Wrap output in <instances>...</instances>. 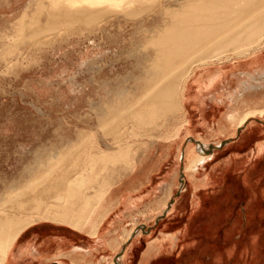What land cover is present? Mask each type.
<instances>
[{"label": "rangeland", "instance_id": "374dc122", "mask_svg": "<svg viewBox=\"0 0 264 264\" xmlns=\"http://www.w3.org/2000/svg\"><path fill=\"white\" fill-rule=\"evenodd\" d=\"M29 1L0 0L3 210L12 207V187H20L28 169L39 158H47L48 152L59 151L69 165V152L76 154L81 145L91 150L92 145H102L112 138L97 125L94 105L107 98L112 89L141 86V70L129 60L130 48L136 43L131 26L111 27L107 36L92 35L88 24H59L50 29L45 14L37 12L34 5L26 8ZM35 29L39 31L31 33ZM255 53H264V49ZM251 55L200 66L191 75L188 86H194L197 76L206 68L232 66ZM236 83L223 78L209 89L194 88L198 95L193 92L191 98L187 91L183 102L188 124L177 127L180 116H168L143 127L141 135L125 131L124 138L130 136L129 140L136 142L132 151L139 148L141 156L133 172L119 180L118 174L110 178L114 185L95 207L91 220L83 219L81 228L50 220L37 221L21 234L3 264H51L53 260L62 264H141L143 253L151 244L164 239L165 233L185 228L193 209L196 212L190 233L193 241L199 242L195 250L182 253L183 243L175 254L158 256L149 264H189L185 261L193 256H202L204 263H208L205 256L209 253L214 260L225 257L228 261L234 248L240 253L235 264H264V114L252 115L244 124L240 118L234 122L226 120L225 128L219 127L231 114V106L244 116L252 109H264V103L257 104L260 95H253L256 91L240 93L243 85L237 83L236 88ZM260 83L263 90L264 79ZM229 97H233V102ZM195 140L222 146L198 171L191 172L186 167L200 151ZM69 143L75 147H68ZM174 175L177 184L168 206L177 200L178 211L160 212L152 204L146 208L145 204L160 195ZM130 186L146 189L130 206H121L112 192L118 187L120 200ZM196 192L199 195H194ZM194 196L198 200L192 207ZM198 196L208 197L209 202L200 203ZM162 197L151 203L159 206ZM99 220V232L94 235ZM203 224L205 230L198 231L203 230ZM132 228L134 235L125 237L124 233ZM204 234L211 239L196 238ZM75 246L90 249L93 255L91 251L88 258L71 254ZM37 249V256L43 252L49 260L32 261L29 256ZM59 251L65 254L57 257Z\"/></svg>", "mask_w": 264, "mask_h": 264}, {"label": "bare ground", "instance_id": "6f19581e", "mask_svg": "<svg viewBox=\"0 0 264 264\" xmlns=\"http://www.w3.org/2000/svg\"><path fill=\"white\" fill-rule=\"evenodd\" d=\"M31 5L45 14L50 29L59 24H88L92 35L107 36L111 27L131 26L136 43L133 47L132 40L134 49L130 48L129 60L141 70V86L112 89L107 98L94 105L97 125L112 138L102 145H92L91 150L81 145L76 154L69 152V165L59 151L48 152L47 158H39L28 169L20 187H12V207L0 208V264L8 260L21 234L37 221L81 228L83 219L91 220L95 207L114 185L110 178L118 174L119 180L133 172L141 156L139 148L132 151L136 142L129 140L130 136L124 138L125 131L141 135L143 127L168 116H180L177 127L188 124L183 99L187 91L190 98L193 92L198 95L194 88L209 89L225 78L242 84L239 92L243 93L260 89L243 82V75L257 84L264 79V70L252 75V70L239 68L264 67V53H255L264 49V0H31L26 8ZM34 31L39 29L31 33ZM252 53L239 67L204 69L196 84L188 86L196 68ZM227 99L233 102V97ZM231 108L220 129L225 128L226 120L240 118L244 124L250 116L264 114L260 109L243 116ZM198 144L200 151L189 160L187 171H198L220 147L203 141ZM67 146L75 147L72 143ZM57 160L64 163H53ZM100 220L95 223L94 234L99 232ZM134 233L132 228L124 234L130 238ZM70 253L90 255L80 247Z\"/></svg>", "mask_w": 264, "mask_h": 264}, {"label": "crops", "instance_id": "0c3cea01", "mask_svg": "<svg viewBox=\"0 0 264 264\" xmlns=\"http://www.w3.org/2000/svg\"><path fill=\"white\" fill-rule=\"evenodd\" d=\"M246 60V59H245ZM245 60H242V61H240V62H237V65H238V67H239V64H242ZM241 66V65H240ZM239 68H241V70H252L253 72L251 73L252 75H259V74H261L262 72V70H264V67L262 66V65H250V67L248 66V67H246V65H242L241 67H239ZM248 75H243V82H248L249 81V79L247 78L246 79V77H247ZM230 81V80H229ZM250 85L251 84H256V85H260V84H262V83H256V82H254V81H250V83H249ZM263 85V84H262ZM241 86H242V84H241ZM238 87V85H237V83H236V88ZM242 88H244V87H242ZM253 95H255V96H259L258 98H256V102H257V104L259 103H264V89L262 90V89H260V90H258V91H256V93L255 94H253ZM259 108H263V107H259ZM259 108H257V109H255V110H258ZM252 110H254V109H252ZM246 125V124H245ZM263 145V144H262ZM261 148V147H260ZM259 152V151H258ZM170 178V177H169ZM173 180L171 181V182H169V183H166V184H170V185H168V186H166V184H165V189H164V191H165V196H164V191H162V193L160 194V195H158V196H156L154 199H151L147 204H145V207L147 208V207H150V206H148L149 204H152L151 206H154L155 207V209L157 210H159L160 212L161 211H163V212H166V213H170V212H173V213H175V212H177L178 211V207H179V203H178V201L177 200H174L173 201V203L170 205V206H168V204L170 203V199H171V196H172V193H173V191H175V188H176V184H177V180H176V175H174L173 176V178H172ZM194 183V182H193ZM201 184L203 183V180H202V182H200ZM195 185H196V187H198L199 186V184H198V182L196 181L195 183H194ZM136 188V189H135ZM138 188V189H137ZM146 189V186H141V187H135V186H130V188L127 190V191H123V195H122V197L120 198V200H119V197H118V194H119V192L117 191L118 190V187H115V191H113L112 192V194H115V195H117V200H118V202L121 204V206L122 205H127V206H130L129 204H131V203H133L134 202V199L135 198H137V197H139V195H141V192L143 191V190H145ZM194 195H199L197 192L194 194ZM162 196H164V197H162ZM160 197H162L161 198V203L159 202V206H156V205H153L154 203L153 202H155V201H157V200H159L160 199ZM199 197V196H198ZM201 200L199 201L200 203L202 202H204L205 201V203L206 202H209L208 201V197H206V196H201V197H199ZM123 199H125L126 200V202L124 201V202H122L123 201ZM198 200V198L197 197H195L194 196V200L192 201V203H191V205H192V207H194V202L195 201H197ZM142 201H144V199H141V202ZM151 201H153L152 203H151ZM136 202V201H135ZM146 203V202H145ZM204 203V204H205ZM136 204H137V202H136ZM207 204V203H206ZM203 206V205H202ZM195 210L193 209L192 210V213H191V215H190V219H189V222L185 225V228L183 229V230H179V231H176V232H170V233H165V236H164V239H162V240H160L159 238H158V240H160V241H158L157 243L156 242H154L153 244H151V246L150 247H148L147 248V250L143 253V258H142V260H141V264H149V263H151L152 262V260L154 259V258H156V257H158V256H162V255H165V254H175L176 252H178V250L180 249V247H181V245L183 244V243H185V244H183V246L181 247L182 249V253L185 251H187V253H189V252H191L192 251V249L193 248H195L197 245H198V243L199 242H196V241H193V238H194V236L190 233L191 232V226L193 225V223H191V222H194V218H195V216H194V214H195ZM137 223H139V222H137ZM141 224V223H140ZM206 224H203L202 225V228H203V230L201 229V230H198V231H204L205 230V228H206V226H205ZM209 230H211V228H209ZM92 232V231H91ZM91 234H93V232L91 233ZM95 235V234H94ZM140 235V233L137 235V237ZM240 237V236H239ZM136 238V237H135ZM196 238H203L204 240L205 239H208V240H210L211 238H210V235L209 234H204L203 236L201 235V236H198V237H196ZM197 240V239H196ZM197 241H199V240H197ZM193 242V243H192ZM112 244L110 243V246H111ZM76 247V246H75ZM79 247H81V246H79ZM82 248V247H81ZM84 251L85 250H87V251H91L90 249H84V248H82ZM125 248H123V250H124ZM193 250H195V249H193ZM37 252H33V253H31V256H29V258H31L32 259V261H34V260H49V258L48 257H45V254L42 252V254L41 255H39V256H37V253L39 252V250L37 249L36 250ZM60 251H63V250H60ZM58 252L56 255H57V257H61V255H64L65 253H63V252ZM92 252V251H91ZM61 253H63V254H61ZM181 253V254H182ZM81 255V256H83V257H85V258H88V257H91L92 255H93V252H92V255L90 256V255H84V254H81V253H77V254H75V255ZM56 255H55V257H56ZM240 255V253H238L237 251H236V248H234V253H233V255L231 256L230 255V260H225V257H223V259H219V258H217L216 260H214L215 259V257L214 256H212L210 253L209 254H207L206 256H205V258H206V260L208 261V263H204V261H203V259H202V256H193V257H191V258H189V260H186L185 262H190L191 264H209V262L212 260H214L212 263H210V264H235L236 263V258H237V256H239ZM54 257V258H55ZM198 257V259H196ZM15 258H16V256H15ZM28 258V259H29ZM57 259V258H56ZM8 261V260H7ZM6 261V262H7ZM60 262V261H59ZM59 262H57V260H53L52 262H51V264H58ZM189 263V264H190ZM45 264H50V263H45Z\"/></svg>", "mask_w": 264, "mask_h": 264}, {"label": "water", "instance_id": "95a60500", "mask_svg": "<svg viewBox=\"0 0 264 264\" xmlns=\"http://www.w3.org/2000/svg\"><path fill=\"white\" fill-rule=\"evenodd\" d=\"M195 141L198 143V141H197V140H195ZM222 144H223V143H222ZM221 146H222V145H220V147H221ZM220 147H219V148H220ZM182 169H183V167H182Z\"/></svg>", "mask_w": 264, "mask_h": 264}]
</instances>
